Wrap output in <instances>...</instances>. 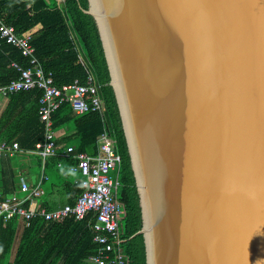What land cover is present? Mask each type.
I'll return each instance as SVG.
<instances>
[{
	"label": "water",
	"instance_id": "water-1",
	"mask_svg": "<svg viewBox=\"0 0 264 264\" xmlns=\"http://www.w3.org/2000/svg\"><path fill=\"white\" fill-rule=\"evenodd\" d=\"M82 10L106 59L146 264H264V0Z\"/></svg>",
	"mask_w": 264,
	"mask_h": 264
},
{
	"label": "trees",
	"instance_id": "trees-1",
	"mask_svg": "<svg viewBox=\"0 0 264 264\" xmlns=\"http://www.w3.org/2000/svg\"><path fill=\"white\" fill-rule=\"evenodd\" d=\"M82 8H87V0H0L1 20L13 25L18 34H32L34 56L46 72H51L56 86L74 79L84 83L91 76L103 100L100 112L74 114L68 102L53 111L52 127L59 147L55 155L42 162L41 156L33 152L36 144L44 141V124L39 116L42 91L33 88L3 96L0 140L9 144L16 140L22 151L17 156L31 153L37 169L43 166L48 176L43 185L46 195L56 193L64 197V202L74 204L82 192L78 185L82 176L69 169L76 158L63 155V151L72 145L74 153L96 154L99 136L105 132V141L120 157L112 176L120 183L116 195L122 205L118 220L126 264H146L143 235L136 233L141 227L138 193L109 71L94 19ZM13 63L28 67L30 57L0 37V84L18 77ZM3 165L0 161V201L9 192L4 184ZM18 220L17 216L8 221L0 217V264H85V258L96 250L90 226L95 212L89 211L82 219L74 215L54 221L31 219L11 258Z\"/></svg>",
	"mask_w": 264,
	"mask_h": 264
},
{
	"label": "built area",
	"instance_id": "built-area-1",
	"mask_svg": "<svg viewBox=\"0 0 264 264\" xmlns=\"http://www.w3.org/2000/svg\"><path fill=\"white\" fill-rule=\"evenodd\" d=\"M0 37L9 44L17 47L24 56L30 57V66H13L19 71L16 79L0 84V97L22 90L38 88L42 91L39 99V116L44 124V141L36 144L34 153L42 158V162L57 153L59 144L56 142L53 129L52 113L60 104L68 102L74 114L89 111H102L103 100L93 77L88 76L84 83L74 79L70 83L56 86L51 72H46L34 56L32 34H18L13 25L5 24L0 18ZM107 134L99 136L96 154L86 152L74 153V146L68 145L63 151L65 156H73L76 163L70 170L81 174L82 192L74 204L66 203L54 209L38 205L34 200L41 192L37 186L33 188L24 176L19 177V190L22 197L15 194L6 196L0 201V217L4 221L17 216L25 226L31 219L40 217L47 221L60 220L68 215L82 219L89 211L95 212V220L90 225L96 250L85 258V264H126L122 248L123 239L119 233V216L122 205L117 199L119 180L112 176L119 166L120 157L113 147L105 141ZM19 150L17 142L0 141V157L11 156ZM32 152V151H31ZM44 179L46 175L42 176ZM28 202L27 205L25 203Z\"/></svg>",
	"mask_w": 264,
	"mask_h": 264
},
{
	"label": "crops",
	"instance_id": "crops-1",
	"mask_svg": "<svg viewBox=\"0 0 264 264\" xmlns=\"http://www.w3.org/2000/svg\"><path fill=\"white\" fill-rule=\"evenodd\" d=\"M2 100H4V98L0 97V102H2ZM61 135H64V133ZM0 141H5V140H0ZM13 142H17V141L15 140ZM17 152H22V151L15 150L11 156L5 154L2 157H0V161H2L4 164L2 168L4 174V184L6 189L9 190L7 194L8 195L15 194L19 197H22L24 195V193L19 190V179L17 180V175H19V177L22 175L27 179L31 187L36 188L38 186L40 188L42 193H40L38 196L34 198V200L37 202L38 205H43L46 207L45 204H47L48 206H50V208H57L66 204L67 202H64L65 201L64 197H60L56 193H54V195H50V194L46 195V193L44 192L45 189L43 185L45 181H48V176L44 173L43 166H41V169L39 170L37 169V167L35 166L36 158L33 155H31V153L29 154L24 153L17 156ZM43 175H46L47 178L44 179L42 177ZM24 227L27 226H25L24 222L19 218L17 223L15 240L11 251V258H13L15 255L16 248L19 243Z\"/></svg>",
	"mask_w": 264,
	"mask_h": 264
},
{
	"label": "rangeland",
	"instance_id": "rangeland-1",
	"mask_svg": "<svg viewBox=\"0 0 264 264\" xmlns=\"http://www.w3.org/2000/svg\"><path fill=\"white\" fill-rule=\"evenodd\" d=\"M80 177H81V175H80Z\"/></svg>",
	"mask_w": 264,
	"mask_h": 264
}]
</instances>
